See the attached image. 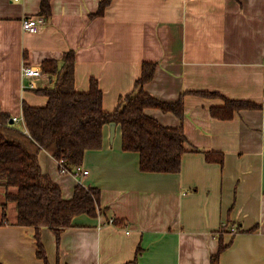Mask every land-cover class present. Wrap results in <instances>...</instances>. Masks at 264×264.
<instances>
[{
    "label": "crops",
    "instance_id": "obj_1",
    "mask_svg": "<svg viewBox=\"0 0 264 264\" xmlns=\"http://www.w3.org/2000/svg\"><path fill=\"white\" fill-rule=\"evenodd\" d=\"M100 1L51 0L50 16L30 34L22 20L40 16V0H0V110L12 121L23 119V103L45 106L35 91L56 77L41 65L61 66L71 51L75 90L87 92L96 80L102 108L111 113L137 92L142 64L152 62L155 74L143 90L166 103L182 95L184 111L181 119L154 108L144 113L181 127L185 152L177 174L141 172L139 154L122 149L117 124L113 137L104 126L101 149L85 152L87 175L62 173L39 151L42 172L65 200L79 184L99 190L103 209L95 218L76 216L58 238L42 228L47 264H210L220 240L228 247L218 264H264V0H111L102 17H91ZM24 65L43 74L34 88L22 77ZM223 97L261 109L211 117ZM15 125L26 131L24 121ZM208 152L222 153L223 162H208ZM5 193L0 187V263L45 264L36 255L35 229L16 224L15 204L3 215Z\"/></svg>",
    "mask_w": 264,
    "mask_h": 264
},
{
    "label": "trees",
    "instance_id": "obj_2",
    "mask_svg": "<svg viewBox=\"0 0 264 264\" xmlns=\"http://www.w3.org/2000/svg\"><path fill=\"white\" fill-rule=\"evenodd\" d=\"M50 1L40 0V16H50ZM110 3L111 0H101L97 12L91 17H102ZM155 69V63L144 62L140 77L134 84L137 92L127 95L117 109L109 113L102 108V92L96 80L90 81L87 92L75 90L74 54L70 51L63 55L61 66L56 61L42 63L41 70L56 78L52 86L35 91L47 98L45 106L23 103L22 118L26 131L15 123L10 124V116L0 110V187L6 189L3 215L6 205L14 203L16 224L35 229L36 255L45 264L48 262L40 237L42 228L50 229L58 238L62 231L72 226L76 216L95 218L103 209L99 204V190L79 184L74 188L72 198L65 200L59 186L42 172L38 163L39 151H46L58 161L60 171L73 172L81 167L86 151L102 148L104 126L115 123L121 127L122 149L139 154L141 172L179 173L186 143L182 128L165 127L144 111L159 109L181 119L183 97L181 95L174 103H166L145 92L143 86L153 79ZM193 94L222 98L217 92L198 91ZM223 100V106L210 109L211 117L230 120L241 110L261 109L260 105L245 100L224 97ZM205 156L208 162H223L220 152H208ZM10 188L16 192H7ZM111 221L115 226L123 225L116 219ZM254 230L255 227L249 231ZM227 247L220 240L217 252L210 257V264H218ZM138 253L139 250L136 256Z\"/></svg>",
    "mask_w": 264,
    "mask_h": 264
},
{
    "label": "built area",
    "instance_id": "obj_3",
    "mask_svg": "<svg viewBox=\"0 0 264 264\" xmlns=\"http://www.w3.org/2000/svg\"><path fill=\"white\" fill-rule=\"evenodd\" d=\"M45 24V18L43 16H35V17H29L22 20V29L30 34L38 33L39 30L42 28V26ZM22 77L29 80L30 84L28 88H34L33 79L42 78L43 74L41 71L37 68H32L29 66H23L22 67ZM13 123H20L23 122V119L19 118H13ZM62 173H73L75 175H87L88 171L83 170L82 167H77L74 169L73 172H67L64 169L61 170ZM112 223V221H110ZM223 227H226V225H223ZM230 232L232 234L236 233L235 227L229 228Z\"/></svg>",
    "mask_w": 264,
    "mask_h": 264
},
{
    "label": "water",
    "instance_id": "obj_4",
    "mask_svg": "<svg viewBox=\"0 0 264 264\" xmlns=\"http://www.w3.org/2000/svg\"><path fill=\"white\" fill-rule=\"evenodd\" d=\"M10 124H12V121H10ZM108 126L110 128V135H111V137H113L114 136L115 123H110Z\"/></svg>",
    "mask_w": 264,
    "mask_h": 264
}]
</instances>
